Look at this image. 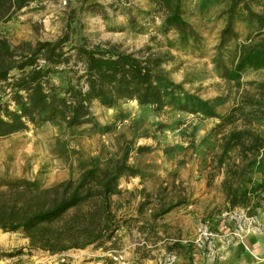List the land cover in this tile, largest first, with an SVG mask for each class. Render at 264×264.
Returning <instances> with one entry per match:
<instances>
[{
	"label": "rangeland",
	"instance_id": "1",
	"mask_svg": "<svg viewBox=\"0 0 264 264\" xmlns=\"http://www.w3.org/2000/svg\"><path fill=\"white\" fill-rule=\"evenodd\" d=\"M203 1H182L183 17L199 36L196 45L180 43L174 31L164 35L163 10L151 0H67L66 4L62 0H33L9 21L0 23V36L12 45L68 36L65 50L71 45L91 47L110 41L122 50L151 47L157 51L167 49L170 41L175 56L169 65L172 79L203 99L226 98L217 108L219 113L226 112L245 90L256 93L264 103V90L254 91L255 86L249 84L264 81V69L246 70L239 85L215 73L212 58L224 25L219 14L228 1L207 0L202 8ZM247 1L254 11L264 12V0ZM238 29L243 36L244 27ZM75 59L73 55L69 67ZM19 73L17 69L10 71L11 76ZM51 80L66 84L61 74H54ZM8 91L0 83L1 101H8ZM91 111L96 126L67 127L56 119L0 137V178L35 180L48 188L68 179L77 181L82 164L94 161L101 175L125 157L142 177L125 174L118 179L121 192L110 197L118 228L111 238L104 233L89 243L91 236L78 238L79 233L73 232L63 242L70 248L62 252L42 248L21 230L0 229V264H188L189 259L192 264H234L231 256L240 252V241L257 232V240L264 239V190L250 195L243 207H227L221 187L223 173L212 163L217 149H211L215 140L210 133L219 123L217 118L169 107L155 112L149 105L128 99L111 107L94 101ZM256 126L264 134V119ZM142 146L146 148L138 149ZM263 179L264 171L253 166L244 186ZM195 194L204 196L196 201ZM27 195L32 197L33 193ZM94 203L69 210L51 226L60 229L79 209L78 214L95 211ZM218 222L229 228L226 238L222 235L225 227L221 229ZM80 223L89 230L94 228L90 218ZM202 225L213 234L210 238L201 235ZM75 243L79 246L72 247ZM263 259L264 253L239 264H264Z\"/></svg>",
	"mask_w": 264,
	"mask_h": 264
},
{
	"label": "trees",
	"instance_id": "2",
	"mask_svg": "<svg viewBox=\"0 0 264 264\" xmlns=\"http://www.w3.org/2000/svg\"><path fill=\"white\" fill-rule=\"evenodd\" d=\"M31 1L0 0V23L9 21ZM151 1L163 10L164 35L174 31L180 43L198 44V34L183 17V0ZM227 1V7L219 14L224 25L212 63L220 78L239 85L246 70L264 69V12L254 11L247 0ZM206 3L204 0L201 7L205 8ZM240 25L245 30L243 36ZM68 40V36H62L55 41L12 45L0 36V83L9 89L8 101L0 100V137L56 119L67 127L96 126L92 102L111 107L119 100H136L155 112L169 107L219 120L210 133L215 140L211 149H217L212 163L223 173L221 187L228 208L243 207L250 195L264 190V179L251 187L244 186L253 166L264 171V134L256 126L264 119V103L256 93L241 91L226 112L219 113L217 108L225 104L226 98L203 99L172 79L169 65L175 56L170 41L167 49L157 51L151 47L122 50L110 41L91 47L81 43L65 50ZM71 50L74 54H70ZM73 55L76 59L69 67ZM13 69L19 75L11 76ZM54 74L64 75L65 86L51 80ZM249 84L255 86L254 91L264 90V81ZM142 148L146 147H138ZM125 174L142 177L123 157L101 175L94 161L82 164L77 181L68 179L48 188L40 187L35 180L0 178V229L21 230L31 241L40 242L39 246L53 252L69 249L63 242L73 232L79 233L78 238L91 236L88 243L98 241L104 233L111 238L118 223L110 210V197L121 192L118 179ZM27 193L33 196L28 197ZM90 201L95 202V211L87 209L78 214L79 209L60 229L51 226L69 210ZM84 218H90L93 230L81 225ZM188 264H192L191 259Z\"/></svg>",
	"mask_w": 264,
	"mask_h": 264
},
{
	"label": "crops",
	"instance_id": "3",
	"mask_svg": "<svg viewBox=\"0 0 264 264\" xmlns=\"http://www.w3.org/2000/svg\"><path fill=\"white\" fill-rule=\"evenodd\" d=\"M196 172V171H195ZM126 184H128V182H125ZM132 186L134 183H132ZM195 196H197V200L199 201V199L203 198L204 195H201L198 197V194H195ZM199 198V199H198ZM195 201V202H196ZM190 206V205H189ZM226 224H224V222H218L217 226H220V228H224L222 235L223 238H226V235L228 232H230L225 226ZM260 234V232H259ZM262 234V233H261ZM258 236V232L255 233V235H249L247 238H244L242 241H240V244L237 248H240V252H234V255L231 256V262H233L234 264H239V263H245V262H252L253 260H255L256 257H258L259 255H261L262 253H264V239H259V241L257 240ZM220 238V237H219ZM236 248V249H237ZM242 251V252H241ZM238 253H241L243 255H238ZM190 260V259H189ZM192 260V259H191ZM189 263V261H188Z\"/></svg>",
	"mask_w": 264,
	"mask_h": 264
},
{
	"label": "built area",
	"instance_id": "4",
	"mask_svg": "<svg viewBox=\"0 0 264 264\" xmlns=\"http://www.w3.org/2000/svg\"><path fill=\"white\" fill-rule=\"evenodd\" d=\"M62 3L63 4H66L67 3V0H62ZM200 231L202 232L201 235H203L205 238H210L213 234L208 230V226L206 225H202L201 228H199ZM264 261V259H263Z\"/></svg>",
	"mask_w": 264,
	"mask_h": 264
}]
</instances>
